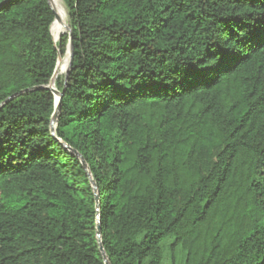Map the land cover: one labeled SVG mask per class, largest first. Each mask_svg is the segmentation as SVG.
<instances>
[{
    "label": "trees",
    "instance_id": "trees-1",
    "mask_svg": "<svg viewBox=\"0 0 264 264\" xmlns=\"http://www.w3.org/2000/svg\"><path fill=\"white\" fill-rule=\"evenodd\" d=\"M63 2L53 136L71 33L0 0V264H264V0Z\"/></svg>",
    "mask_w": 264,
    "mask_h": 264
},
{
    "label": "water",
    "instance_id": "water-1",
    "mask_svg": "<svg viewBox=\"0 0 264 264\" xmlns=\"http://www.w3.org/2000/svg\"><path fill=\"white\" fill-rule=\"evenodd\" d=\"M48 2L50 4L53 12L55 13V21H56V20H58L57 13H56L55 9L53 8L50 0H48ZM68 17H69V14H68ZM55 21H54V23L51 26V33H52L54 42L57 44V40L54 38V35H53V26L55 24ZM67 29H69V31L71 33V43L69 44V47H68V52H70V63H69L68 69H67V71L65 73V83H67V81H68V77H69V74H70V71H71V67H72V64H73V57H74V47H73V43H72L73 35H72L71 25L67 26ZM60 56H61V53H59V59H60ZM58 65H59V60H58V63H57V67H56V71L54 73V76H53V78H52V80H51V82H50V84L48 86L28 89V90L24 91V92H29V91L37 90V89H48V90H50L53 93L54 98H55V109H54V113H53V116H52V122H51V132H52L53 136L56 135L58 118H59V115H60V110H61V105H62V100H63V95H64L63 92H61V91H59L57 89L56 84H55V79H56V74H57V70H58ZM11 99L12 98L6 100L5 103H3L1 106L6 104ZM81 161H82L83 166L87 169L86 162L82 158H81ZM92 185L94 187V192H95V195H96V201H97V205L96 206H97L98 216L100 217V214H99V211H100L99 196H98V191H97L96 184H95V182L93 180H92ZM97 238H98V241H99L100 251H101V253L103 255L105 264H109V261H108V259L106 257V254H105V250L103 248V244L101 242V224H100V222H98V224H97Z\"/></svg>",
    "mask_w": 264,
    "mask_h": 264
},
{
    "label": "bare ground",
    "instance_id": "bare-ground-1",
    "mask_svg": "<svg viewBox=\"0 0 264 264\" xmlns=\"http://www.w3.org/2000/svg\"><path fill=\"white\" fill-rule=\"evenodd\" d=\"M53 8L55 9L57 16H58V22H63L65 23L67 19V11L65 9V6L63 4L62 0H50ZM58 22H56L53 26V35L54 38L57 40L60 36V34L63 31V26L61 27ZM65 27V26H64ZM67 27V26H66ZM70 63V52L67 53V56L64 59H60L59 65H58V70L56 77L61 74H65L68 66Z\"/></svg>",
    "mask_w": 264,
    "mask_h": 264
},
{
    "label": "rangeland",
    "instance_id": "rangeland-1",
    "mask_svg": "<svg viewBox=\"0 0 264 264\" xmlns=\"http://www.w3.org/2000/svg\"><path fill=\"white\" fill-rule=\"evenodd\" d=\"M62 1H63V0H62ZM63 4H64V2H63ZM64 6H65V4H64ZM65 9H66V6H65ZM66 11H67V9H66ZM56 22H58V20H56L55 23H56ZM58 24H59L61 27L63 26V31H62V33L60 34L59 38L57 39V44L60 43L62 36H64V35L70 33L69 29H67V27H66V26L71 25L70 18L68 17V11H67V19H66L65 23H63V22H58ZM64 26H65V27H64ZM67 53H68V50H67L66 54L60 56V59H64V58L67 56ZM60 59H59V61H60ZM64 79H65V74H61V75H58V76L56 77V79H55V84H56V87H57V88H58L59 83L64 82ZM58 90H59V88H58ZM59 91H60V90H59ZM168 264H170V262H168Z\"/></svg>",
    "mask_w": 264,
    "mask_h": 264
}]
</instances>
